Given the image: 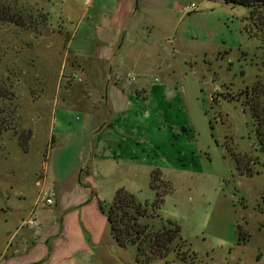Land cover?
I'll use <instances>...</instances> for the list:
<instances>
[{"label":"rangeland","instance_id":"rangeland-1","mask_svg":"<svg viewBox=\"0 0 264 264\" xmlns=\"http://www.w3.org/2000/svg\"><path fill=\"white\" fill-rule=\"evenodd\" d=\"M158 1L169 8L135 17L151 42L120 51L128 61L145 48L146 61L119 73L132 97L127 127L110 130L97 160L82 155L75 179L85 189L74 199L76 145L51 150V116L56 135L65 114L52 103L80 95L94 106L95 88L66 52L73 32L81 46L96 39L84 19L94 2L0 0V264H264V120L246 104L257 101L264 119V0ZM66 118L76 128L86 120L79 107ZM118 190L146 206L141 224L178 226L182 241L165 259L140 262L112 238L105 213Z\"/></svg>","mask_w":264,"mask_h":264},{"label":"crops","instance_id":"crops-1","mask_svg":"<svg viewBox=\"0 0 264 264\" xmlns=\"http://www.w3.org/2000/svg\"><path fill=\"white\" fill-rule=\"evenodd\" d=\"M91 1L94 2L93 8L88 12H84V19L88 24L87 26L85 25V27L87 28L86 30L90 31L92 27H97L94 29L95 32H98L96 39L93 40L90 46L85 45V43L81 46L80 43H75L77 38L76 34L73 32L71 40L67 43L68 50H66V52L74 58V69L83 74L87 79L88 84L86 83V86L89 85L95 88L96 100L93 102L94 106L91 108L82 107V105L87 102L86 97L80 95L61 99L60 102L54 100L52 103V113L60 107L61 112L65 114L62 116L64 120L62 121L61 134L56 135L54 133L56 127L55 116L54 114L51 116V138L59 137V140H55L51 150L65 144L68 146L72 144L76 145V147L73 145L75 148L73 153L68 155L70 160L75 161L73 178L70 181L71 185L75 189L77 188V196L75 194V196H73L74 199H77L79 197L78 194H82L83 189H85L81 186L83 182L79 181V183H76L75 179L76 172L82 162V155L86 153L85 155L94 156L97 160L101 156V151L105 149L102 144L103 138L110 134V130L115 126L120 127V125L127 127L126 121L129 117L126 114L127 109L122 104L132 97H130L131 94L128 90H124L118 85L120 69L126 66L131 67L133 71L134 68L138 67L136 63L146 61L143 58V54L148 45L147 43L151 42V34L142 33V28L144 27L139 26L140 24H144L145 28H147L145 25L147 23H140L139 19H135L136 13L140 7H142V9L155 6L161 9L169 8L158 0L153 2L149 0ZM90 14L95 17V21L91 18ZM134 21L137 25L132 28ZM175 39L176 36L174 33V37L172 39H167V41L171 43ZM125 41H127L125 50H129L130 52L134 50L140 42L145 44V46L143 45L145 48L140 49L138 53L134 55V58H130L128 61L122 60L120 57L122 56L120 55L122 52L120 51ZM129 51H126L124 55L126 56L129 54ZM132 61H136V63ZM107 89H109V91L111 90V94L106 97L104 93ZM96 92L102 93V95H97ZM78 107L84 111L86 120L84 124L76 128V126L74 127L71 125L66 115ZM84 138L85 140L83 141ZM110 144H117L121 147L122 143L120 141H114L110 142ZM80 199H83V197ZM36 207L37 206H34L33 210H35ZM44 249L42 250L44 251ZM14 253L15 252H13V255ZM30 258H32V256H30ZM31 261L32 262L29 264H44V261H37L36 258L31 259ZM10 264L16 263L11 262Z\"/></svg>","mask_w":264,"mask_h":264},{"label":"trees","instance_id":"trees-1","mask_svg":"<svg viewBox=\"0 0 264 264\" xmlns=\"http://www.w3.org/2000/svg\"><path fill=\"white\" fill-rule=\"evenodd\" d=\"M233 2H242L250 6L252 2H262V0H226ZM253 16V10L250 12ZM257 88L253 90L257 94ZM251 93V96L253 95ZM233 99V98H232ZM246 102L250 106L252 116L257 121H262L259 114L257 101ZM6 127L0 126V133L6 131ZM21 144V143H20ZM25 146V145H24ZM22 145V147H24ZM154 178L158 180L159 172L155 171ZM152 186L156 188L154 183ZM162 195L156 193L153 208H158L162 203ZM102 211V207L99 205ZM106 220L109 226V233L116 241L118 246L127 248L133 246L136 251V259L140 262L150 263L157 260L165 259L176 247V241H182L179 236L178 226L171 222L166 221L158 229L150 224H141L140 218L149 216L146 206L138 203L132 194L124 190H118L113 198L112 203L106 210Z\"/></svg>","mask_w":264,"mask_h":264},{"label":"built area","instance_id":"built-area-1","mask_svg":"<svg viewBox=\"0 0 264 264\" xmlns=\"http://www.w3.org/2000/svg\"><path fill=\"white\" fill-rule=\"evenodd\" d=\"M180 10L183 13H189V12H192V11L195 10V5L192 3V4L186 5L184 7H181ZM126 77H127V80L130 81V82H133L135 80L133 75L128 74ZM40 203L42 205H51L52 204V200H51V197L49 196V194H46L44 192L42 197H41V202ZM35 206H37V205H35ZM33 214H34V210L32 212V216H30L25 221V225L30 226V227L34 225V216H33Z\"/></svg>","mask_w":264,"mask_h":264}]
</instances>
